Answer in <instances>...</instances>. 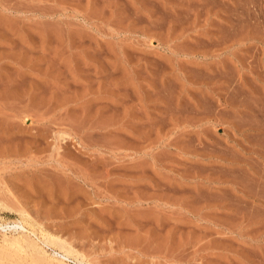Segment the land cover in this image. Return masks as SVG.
<instances>
[{"label": "rangeland", "instance_id": "rangeland-1", "mask_svg": "<svg viewBox=\"0 0 264 264\" xmlns=\"http://www.w3.org/2000/svg\"><path fill=\"white\" fill-rule=\"evenodd\" d=\"M81 259L264 264V0H0V264Z\"/></svg>", "mask_w": 264, "mask_h": 264}, {"label": "bare ground", "instance_id": "bare-ground-1", "mask_svg": "<svg viewBox=\"0 0 264 264\" xmlns=\"http://www.w3.org/2000/svg\"><path fill=\"white\" fill-rule=\"evenodd\" d=\"M13 227H15V228H22V229H25V225L23 224V223H15V224H13ZM60 251H55L56 252V254L60 257V258H62V259H69V257H70V255L71 254H73L74 253V251L72 250V248H67L66 246H65V244H63V242H62V244L60 243ZM62 259H60V261H62L63 262V260ZM77 259V258H76ZM79 261V262H78ZM77 261V264H92V263H86V262H84V261H82V259L81 260H78ZM59 262V261H58Z\"/></svg>", "mask_w": 264, "mask_h": 264}]
</instances>
